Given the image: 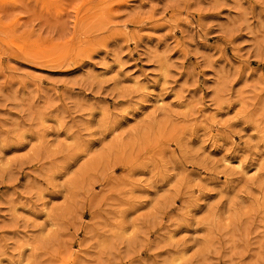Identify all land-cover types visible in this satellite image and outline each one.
I'll return each instance as SVG.
<instances>
[{
	"label": "rangeland",
	"instance_id": "374dc122",
	"mask_svg": "<svg viewBox=\"0 0 264 264\" xmlns=\"http://www.w3.org/2000/svg\"><path fill=\"white\" fill-rule=\"evenodd\" d=\"M0 264H264V0H0Z\"/></svg>",
	"mask_w": 264,
	"mask_h": 264
}]
</instances>
